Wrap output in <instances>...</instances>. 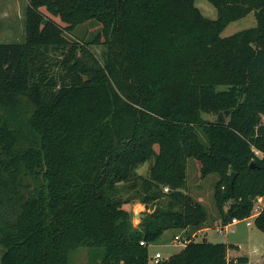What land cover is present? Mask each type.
Segmentation results:
<instances>
[{
    "label": "trees",
    "instance_id": "16d2710c",
    "mask_svg": "<svg viewBox=\"0 0 264 264\" xmlns=\"http://www.w3.org/2000/svg\"><path fill=\"white\" fill-rule=\"evenodd\" d=\"M208 2L214 20L195 0H28L25 40L0 43V264H70L78 249L149 264L170 229L189 242L160 264H228L232 245L191 240L207 215L182 190L188 159L217 175L221 225L264 196V0ZM251 12L254 28L221 36ZM89 22L96 35L75 40ZM134 202L153 206L136 227Z\"/></svg>",
    "mask_w": 264,
    "mask_h": 264
},
{
    "label": "rangeland",
    "instance_id": "374dc122",
    "mask_svg": "<svg viewBox=\"0 0 264 264\" xmlns=\"http://www.w3.org/2000/svg\"><path fill=\"white\" fill-rule=\"evenodd\" d=\"M20 14L21 17L24 15L26 9L25 0L20 1ZM195 6L198 8L200 13L214 20L217 17L216 9L208 2V0H195ZM57 20L56 18H54ZM24 25V16H23ZM21 21V22H22ZM58 21V20H57ZM256 21L253 12L249 13L244 18L229 23L222 31V37H228L240 31L254 28ZM100 26L95 22H89L83 25H79L72 34L75 40L79 41H90L96 33L99 31ZM14 36V35H13ZM17 38H5L0 36V43L5 42H23L25 40V31L22 29V35L17 34ZM91 52L99 60L102 58V48L92 46ZM51 57V70L56 71L58 67L57 62L61 59L60 53L50 52ZM205 119L208 121H215V116L205 115ZM149 162L141 166L137 173L146 177L148 175ZM200 163L195 159L187 160L186 167V180L185 188L182 190L184 194L190 196L196 202H199L204 207L207 215V220L203 227L208 229L203 234L192 235L190 238L192 241L200 242L204 236L207 242L210 243H226L228 242L233 247L228 251V264H264V233L259 231L254 225V217L248 220H240L237 224L226 228L225 233H219L216 231V227L221 225V220L217 212L215 201H214V184L218 180V176L211 174L205 178L200 177ZM124 197L127 195L125 192L122 194ZM131 215V222L136 227L141 218L135 219V214L145 215L153 210V206L144 207L138 202H134L126 207ZM226 209V207H225ZM220 222V223H219ZM250 224L247 225L246 223ZM180 237V241L185 238L184 232L178 230H167L163 235L154 243L148 245V259L149 263L153 264V256L158 253L161 255L162 260L168 259L169 256L179 252L182 248L181 245H174V238ZM3 248L0 246V256ZM240 258H246L247 262H239ZM70 264H93L91 257L86 249H78L74 251L70 256Z\"/></svg>",
    "mask_w": 264,
    "mask_h": 264
},
{
    "label": "crops",
    "instance_id": "0c3cea01",
    "mask_svg": "<svg viewBox=\"0 0 264 264\" xmlns=\"http://www.w3.org/2000/svg\"><path fill=\"white\" fill-rule=\"evenodd\" d=\"M20 1L21 0H0V36H4L5 38H7V37L17 38V37H15L17 34H19V36L22 35V29L24 28L22 20H23L24 15H22V17H21L20 6H19ZM25 2H26V6H27L28 0H25ZM24 31H25V29H24ZM207 229H208L207 227L202 228V229L198 230L197 232H195L194 235L203 234V233H205V231ZM179 232L181 233L184 231L182 230ZM184 234H185V232H184ZM203 240L206 241L205 236L201 241H203ZM226 244H229V243L226 242ZM174 245H178V244H174ZM227 261H228V253H227ZM246 261H247V259H246Z\"/></svg>",
    "mask_w": 264,
    "mask_h": 264
},
{
    "label": "built area",
    "instance_id": "2783aa9c",
    "mask_svg": "<svg viewBox=\"0 0 264 264\" xmlns=\"http://www.w3.org/2000/svg\"><path fill=\"white\" fill-rule=\"evenodd\" d=\"M253 151H254V154L255 155H257V156L260 155V153L258 151L254 150V149H253ZM163 191L165 193H167L168 192V189L167 188H164ZM263 208H264V196L263 197H257L256 200H255V202H254V206H253V209H252V211L250 213V216L248 218L244 219V220H248L249 218H253V217L255 218V217H257L261 213V211L263 210ZM239 221L240 220H237V219L234 218L227 225L217 226L216 227V231L219 232V233H225L226 232V228H228L229 226H232V225L237 224ZM246 224L249 225L250 223L247 222ZM188 242H189V239H187V238H183L182 241H180V237L179 236H176L174 238V243H176L178 245H181L182 247H184ZM140 245H145V244H144V242H140ZM148 261H149V259H148ZM162 261L163 260H162V257H161L160 254L156 253L153 256V264H160Z\"/></svg>",
    "mask_w": 264,
    "mask_h": 264
},
{
    "label": "water",
    "instance_id": "95a60500",
    "mask_svg": "<svg viewBox=\"0 0 264 264\" xmlns=\"http://www.w3.org/2000/svg\"><path fill=\"white\" fill-rule=\"evenodd\" d=\"M230 113H231V110H225V111H223V112H220V113L217 115V117H216V121H217V123H219V124H221V125L225 124V123H226V119H227V117L230 115ZM253 166H254V163L251 162V163H250V167H253ZM234 178H235V173H232L231 176H230V184L233 183ZM134 218H135V219L143 218V215L135 214Z\"/></svg>",
    "mask_w": 264,
    "mask_h": 264
}]
</instances>
